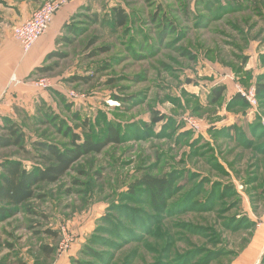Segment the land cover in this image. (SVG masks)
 <instances>
[{
	"label": "rangeland",
	"instance_id": "rangeland-1",
	"mask_svg": "<svg viewBox=\"0 0 264 264\" xmlns=\"http://www.w3.org/2000/svg\"><path fill=\"white\" fill-rule=\"evenodd\" d=\"M85 3L68 23L76 33L65 29L52 52L64 57L29 78L53 86L36 89L46 98L19 113L26 139L0 150V162L44 165L38 144L69 147L65 134L85 135L84 122L95 139L113 126L123 141L42 185V198L24 207L36 214L2 223L0 264H235L264 212V138L237 140L264 130V94L256 109L232 103L237 87L264 84V0ZM113 8L129 17L125 28L110 25ZM146 175L174 178L168 200L155 206L135 186ZM62 229L72 239L65 252Z\"/></svg>",
	"mask_w": 264,
	"mask_h": 264
},
{
	"label": "trees",
	"instance_id": "trees-1",
	"mask_svg": "<svg viewBox=\"0 0 264 264\" xmlns=\"http://www.w3.org/2000/svg\"><path fill=\"white\" fill-rule=\"evenodd\" d=\"M144 1L150 3L153 0ZM85 10L91 12V9L86 8ZM113 15L114 19L110 24L113 28L123 29L128 25L129 17L123 9L113 8ZM90 19L94 23L99 22L97 15H92ZM65 29L70 30L69 32L72 34L76 33L75 29H71L68 24L62 28V33ZM56 43H58V39ZM63 57L62 54L50 53L44 65L37 67L29 78L35 75L49 74L52 69L45 65L46 62H49L53 58ZM225 92L226 88L224 86L215 88L212 93L213 102H220ZM257 93L258 96L264 94V84H257ZM232 100V103H243L246 107L249 106L240 95L234 96ZM83 126L85 127V131L88 130V133L85 135L72 133L68 129L65 135L72 136L69 147L62 149L55 144H38L40 150L47 152L49 155V158L41 157L45 161L44 165H32L29 167L18 158H11L0 162V225L17 217L23 210L31 215L36 214L31 208L24 207L31 201L42 198L37 195L42 185L58 183L83 157L91 154H100L108 146L119 145L123 141L120 132L113 126L108 128L105 137L99 139H95L87 122H84ZM0 133H2L0 135V150L20 148L26 139L23 126L11 119H4L3 124L0 125ZM238 136L237 140L241 145L250 146L254 144L253 141L264 138V130L259 127L253 132L252 140L242 135V133H239ZM135 184L136 187H143L149 193H153L152 197L156 206L160 205V201L165 202L168 200L167 197L174 191L175 180L172 176L156 178L146 175ZM44 233L48 236H57L49 230L44 231ZM43 251L48 257L54 253V249L48 246L43 247ZM90 254L91 256H96L94 251H90ZM78 263L80 264L81 262L78 261ZM261 263H264V254Z\"/></svg>",
	"mask_w": 264,
	"mask_h": 264
},
{
	"label": "crops",
	"instance_id": "crops-1",
	"mask_svg": "<svg viewBox=\"0 0 264 264\" xmlns=\"http://www.w3.org/2000/svg\"><path fill=\"white\" fill-rule=\"evenodd\" d=\"M47 1L0 0V125L4 119L18 120L22 110L26 113L33 111L38 94L41 98H46L43 92L37 93L29 77L55 50L56 41L62 35V28L86 4L85 0H66V4L54 16L48 33L25 53L13 38V29L30 18ZM13 78L17 83L12 82ZM256 221H259L260 225L254 239L235 264L261 262L264 254V212Z\"/></svg>",
	"mask_w": 264,
	"mask_h": 264
},
{
	"label": "built area",
	"instance_id": "built-area-1",
	"mask_svg": "<svg viewBox=\"0 0 264 264\" xmlns=\"http://www.w3.org/2000/svg\"><path fill=\"white\" fill-rule=\"evenodd\" d=\"M65 4L66 0L47 1L30 18L14 27L13 38L21 45L25 53H28L34 44L48 33L54 16ZM12 82L17 83V80L13 78ZM31 84L35 89L42 90L52 88L53 86L50 81L44 79L40 80L38 83L31 82ZM237 94L240 95L251 108L256 109L258 107L257 92L254 88L244 90L241 87H237ZM69 97L73 99L78 96L75 93H69ZM189 123L195 130H200L202 127L196 122L192 123L189 121ZM61 235L63 239L60 244V250L65 252L70 247L72 239L65 234L63 229Z\"/></svg>",
	"mask_w": 264,
	"mask_h": 264
}]
</instances>
